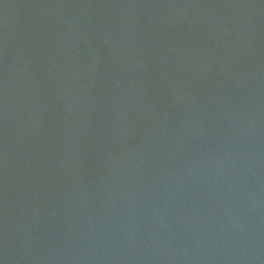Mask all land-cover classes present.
I'll return each mask as SVG.
<instances>
[{
    "label": "water",
    "instance_id": "obj_1",
    "mask_svg": "<svg viewBox=\"0 0 264 264\" xmlns=\"http://www.w3.org/2000/svg\"><path fill=\"white\" fill-rule=\"evenodd\" d=\"M0 264H264V0H0Z\"/></svg>",
    "mask_w": 264,
    "mask_h": 264
}]
</instances>
